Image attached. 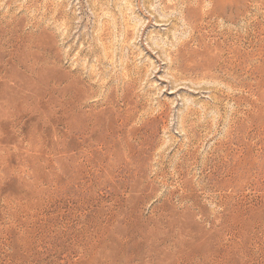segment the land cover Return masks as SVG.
I'll list each match as a JSON object with an SVG mask.
<instances>
[{
    "label": "rangeland",
    "instance_id": "obj_1",
    "mask_svg": "<svg viewBox=\"0 0 264 264\" xmlns=\"http://www.w3.org/2000/svg\"><path fill=\"white\" fill-rule=\"evenodd\" d=\"M0 264H264V0H0Z\"/></svg>",
    "mask_w": 264,
    "mask_h": 264
},
{
    "label": "bare ground",
    "instance_id": "obj_2",
    "mask_svg": "<svg viewBox=\"0 0 264 264\" xmlns=\"http://www.w3.org/2000/svg\"><path fill=\"white\" fill-rule=\"evenodd\" d=\"M82 121V120H81Z\"/></svg>",
    "mask_w": 264,
    "mask_h": 264
}]
</instances>
